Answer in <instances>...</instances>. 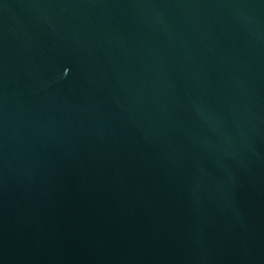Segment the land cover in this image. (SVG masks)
Segmentation results:
<instances>
[{"label":"water","instance_id":"obj_1","mask_svg":"<svg viewBox=\"0 0 264 264\" xmlns=\"http://www.w3.org/2000/svg\"><path fill=\"white\" fill-rule=\"evenodd\" d=\"M0 264H264V0H0Z\"/></svg>","mask_w":264,"mask_h":264}]
</instances>
